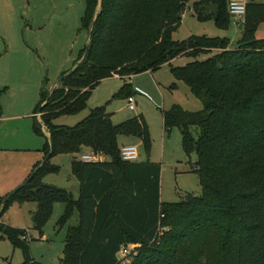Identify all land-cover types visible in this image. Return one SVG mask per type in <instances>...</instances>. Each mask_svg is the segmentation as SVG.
Returning a JSON list of instances; mask_svg holds the SVG:
<instances>
[{
  "label": "trees",
  "instance_id": "1",
  "mask_svg": "<svg viewBox=\"0 0 264 264\" xmlns=\"http://www.w3.org/2000/svg\"><path fill=\"white\" fill-rule=\"evenodd\" d=\"M96 1L86 2L83 30L87 20L90 24L85 32L99 12H94ZM188 1L101 0L86 60L50 95L40 92L34 113L41 107L40 120L49 134L44 158L49 151L51 158L76 155L84 148L107 158L101 163L71 161V175L79 184L76 200L66 190L41 183L43 176L59 172L49 160L35 164L29 182L6 203L0 198V220L11 202L35 203L31 216L40 235L54 204L64 205L60 225L76 213L77 225L67 229L61 264H121L119 251L130 246L131 264H264V40L254 36L264 22V3L246 5L241 37L230 48L227 38L172 40ZM227 4L197 0L192 10L199 23L212 21L226 30L232 18ZM201 55L211 56L171 66L178 57ZM164 65L202 104L196 112L176 104L161 112L163 132L176 128L184 154L197 157L194 172L201 195L186 194L177 203L160 202V165L120 159L119 136L137 137L146 151L150 148L141 115L113 125L105 107H98L73 128L53 124L59 115L82 111L101 81L154 73ZM134 93L125 84L115 97L127 99ZM33 129L43 136L38 122ZM0 234L21 251L22 264H40L23 240L25 230L0 222Z\"/></svg>",
  "mask_w": 264,
  "mask_h": 264
},
{
  "label": "rangeland",
  "instance_id": "2",
  "mask_svg": "<svg viewBox=\"0 0 264 264\" xmlns=\"http://www.w3.org/2000/svg\"><path fill=\"white\" fill-rule=\"evenodd\" d=\"M95 6L94 12L98 9ZM197 0H189L181 15L180 25L172 34L173 41H183L188 37L202 36L227 38L230 48H234L241 37L237 27L242 23L231 18L226 30L214 27L212 21L199 23L193 14L192 5ZM87 0H0V198H5L21 186L26 179L9 189L8 183L29 172L36 160L43 157L44 137L34 133L36 119L33 112L39 103L40 92H49L62 73L73 68L78 55L86 43V30L82 19ZM264 3V0H256ZM255 39L264 40V22L258 24ZM211 55H201L196 59L178 57L171 62L172 67H182L194 60L203 61ZM128 84L135 92V110L127 109V99L115 97ZM176 85L171 90L170 86ZM179 105L185 111L202 109L201 102L189 91L182 81H176L170 74L169 65L162 66L154 73H141L131 78H109L103 80L91 92L86 107L76 114H62L53 124L73 128L83 121L89 112L105 107L113 125L141 115L148 127L150 148L145 150L141 140L133 136L117 137V147H135L137 163L160 165L159 195L161 203H177L186 194L201 195L198 176L194 172L197 160L195 154L186 156L181 147V136L174 128L163 132L162 110ZM40 122V116L39 120ZM196 137L197 129L192 128ZM47 132V131H46ZM48 133V132H47ZM84 151L76 155H55L49 163L59 168L56 174H47L41 183L69 192L76 198L78 183L71 175L70 163L79 161ZM37 205L32 202H11L0 222L26 231L31 257L40 264H61L67 229L77 224L76 213L65 225L59 221L64 213V205H53L52 214L41 229V235L34 229L32 213ZM28 233V235H27ZM128 249V248H127ZM132 252L122 260L131 264ZM19 249L0 234V264H22Z\"/></svg>",
  "mask_w": 264,
  "mask_h": 264
},
{
  "label": "built area",
  "instance_id": "3",
  "mask_svg": "<svg viewBox=\"0 0 264 264\" xmlns=\"http://www.w3.org/2000/svg\"><path fill=\"white\" fill-rule=\"evenodd\" d=\"M253 1L256 0H228V4H227L228 14L236 21H240L242 23L245 16L246 5ZM127 100H128L127 109L129 111H134L135 104L133 98L128 97ZM119 156L123 162H127V163L136 162L138 157L135 147H123L119 149ZM106 160L107 158L104 155L100 153H96L91 150L84 153L79 158V161L83 163H101V162H105ZM26 239H27L26 237H23V240L26 241ZM133 249H134L133 246L124 247L120 249L118 253V258L120 259L121 264H122V260L126 258L133 251Z\"/></svg>",
  "mask_w": 264,
  "mask_h": 264
},
{
  "label": "water",
  "instance_id": "4",
  "mask_svg": "<svg viewBox=\"0 0 264 264\" xmlns=\"http://www.w3.org/2000/svg\"><path fill=\"white\" fill-rule=\"evenodd\" d=\"M99 12L95 15V17H94V19H93V22H92V24H91V26H90V28H89V30L86 32V43H85V51H84V53H83V56L81 57V59L76 63V65L70 70V71H68L65 75H63V76H60V78L57 80V82L52 86V88H51V90L49 91V95L51 94V92L59 85V84H61V82L66 78V77H68L70 74H71V72L74 70V68H76L78 65H80V64H82L85 60H86V57H87V55H88V53H89V47H88V42H89V38H90V33H91V29H92V27H93V25H94V23H95V21L97 20V18H98V16H99V14H100V11H101V8H102V5H101V0H99ZM241 28V27H240ZM41 108V107H40ZM40 108L37 110V113H36V116L37 117H39L40 116ZM38 127L41 129V131H43V125H42V123L41 122H39L38 121ZM48 137H49V134H48ZM50 156H51V151H49V153L46 155V157L44 158V160L42 161V163H44V162H46V161H48L49 160V158H50ZM31 179V177H29V178H27L26 180H25V182L21 185V186H19L18 188H21V187H23L26 183H28L29 182V180ZM18 188L17 189H15L14 191H12L9 195H7L4 199H3V204L4 203H6L15 193H16V191L18 190ZM63 256L61 257V261L63 260Z\"/></svg>",
  "mask_w": 264,
  "mask_h": 264
},
{
  "label": "crops",
  "instance_id": "5",
  "mask_svg": "<svg viewBox=\"0 0 264 264\" xmlns=\"http://www.w3.org/2000/svg\"><path fill=\"white\" fill-rule=\"evenodd\" d=\"M237 28H238V30H240V27H237ZM130 78H131V77H130ZM42 90H43V89H42ZM32 115H34V117H35V119H36V122H38L39 117H37L36 114H35L34 112H33ZM40 122H41V120H40ZM42 125H43V124H42ZM42 134H43V136H41L42 138L44 137V139H45V138L48 139V133L46 132V129H45L44 126H43ZM81 151H84V153H86V152L89 151V149L84 148V149H82ZM42 154H43V157L40 158V160H36L35 164H37V163H42V161L44 160V153H42ZM35 164L32 165V168H33V166H34ZM28 173H29V172H26L25 174L21 175L20 177L18 176L15 180L9 182V183H8V186L10 187L9 189H13L15 186H17L19 183H21L24 179H26V178L29 176ZM77 183H78V182H77ZM76 192H77V194H76V198L73 197L74 200H76V199L78 198V195H79V184H78V186H77V190H76ZM76 225H77V224H76ZM27 235H28V233H27Z\"/></svg>",
  "mask_w": 264,
  "mask_h": 264
}]
</instances>
